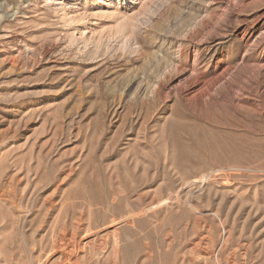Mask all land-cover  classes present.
Segmentation results:
<instances>
[{"label":"rangeland","instance_id":"1","mask_svg":"<svg viewBox=\"0 0 264 264\" xmlns=\"http://www.w3.org/2000/svg\"><path fill=\"white\" fill-rule=\"evenodd\" d=\"M0 264H264V0H0Z\"/></svg>","mask_w":264,"mask_h":264}]
</instances>
